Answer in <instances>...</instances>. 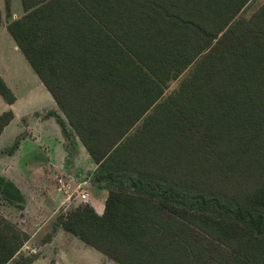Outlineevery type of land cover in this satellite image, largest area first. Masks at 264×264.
Returning a JSON list of instances; mask_svg holds the SVG:
<instances>
[{"label": "trees", "instance_id": "16d2710c", "mask_svg": "<svg viewBox=\"0 0 264 264\" xmlns=\"http://www.w3.org/2000/svg\"><path fill=\"white\" fill-rule=\"evenodd\" d=\"M250 1L21 0L7 30L107 189L102 214L70 207L44 243L61 228L118 264H264V4L242 16ZM0 96L15 101L1 76ZM0 194L23 208L4 176ZM29 239L0 216V264H32Z\"/></svg>", "mask_w": 264, "mask_h": 264}, {"label": "crops", "instance_id": "0c3cea01", "mask_svg": "<svg viewBox=\"0 0 264 264\" xmlns=\"http://www.w3.org/2000/svg\"><path fill=\"white\" fill-rule=\"evenodd\" d=\"M12 2L13 0H11L10 4L7 6L5 0H0V15L2 20V23L0 24V76L4 79L15 96V101L11 104L7 103L0 96V114L5 111L11 110L14 115L12 120L3 128L2 132L0 133V150L12 147L16 140L18 141V145L12 153H0V176H4L5 178L14 182V184L18 187V189L24 196L25 201L23 205L27 206L28 204L31 206L35 200L33 199V197H31L30 193H32V191H34V189L36 188L31 187L29 184L34 186V178L33 180H28L30 183H28L27 181L28 186L26 187V184H24L23 181L20 180L22 178H20L19 176H15L14 174L34 175L38 173H49L50 171V173H54L55 169L58 170L59 172L57 173H61V175L67 174L65 165H63V163L54 164V162H52L55 157L53 151H55V154H58L59 157L65 155V152L67 151L62 143L64 140V136L55 117H46V114L49 110L58 112L55 107V101L44 84L41 82L37 74L31 68L7 30L8 23L22 15L20 14L17 17L14 16L13 18H11V15H16L12 12V10H14L12 9ZM2 4L4 5L3 7ZM19 52L21 53V55ZM21 56L24 57L27 62L26 64L30 69L26 66L25 61ZM18 67H22V69L27 70L29 76L33 78L35 84L32 91L34 95L36 94L35 96L37 97L34 98L33 93L30 91L28 97L24 99L14 89L13 83H11L9 79V74H11L13 71L16 73L19 72ZM39 94L43 95V97L39 98ZM38 99H42V101ZM52 141H55L54 144L52 143ZM41 143H45V145L48 144L46 145L48 147L44 149L41 146ZM28 146L30 147V152L36 151V148L43 150L46 159L43 160V162L40 160H35V155L33 157V154L37 151L32 152V154L30 153L29 157H27V154L29 152L25 153L24 149ZM51 149L54 150L51 151ZM24 158H26L25 161ZM63 179L70 182L72 180H67V178H62V180ZM59 189L60 191L62 190L64 192V195H62V201H60L61 203L58 204V207H60L61 204L63 207L69 205L71 199L69 197L73 188L62 189L61 186L59 187ZM83 191L85 190L83 189ZM87 193L88 200L86 202H88L98 214H102L104 211V203L107 197V191L102 202L98 199L93 200V197L90 196V193ZM52 217L53 215L43 216L41 214H37L33 218L34 221H42V224H40V226L32 234L26 232L29 235L30 240L34 239L38 234H40L41 228H43L52 219ZM44 232L45 231L43 230L41 235H43ZM71 236L73 235L60 228L55 234H53L50 241L42 244L39 249L41 251V254L36 255V258L34 259L32 264H47L46 259L49 251L52 254L53 252L57 253V257L53 259L56 262L52 264H62L65 259L66 261H68V259L69 261H71L72 258H70V255H72L74 252L80 253L85 259L84 262H80L79 264H109L110 261L114 262L99 250L85 244L78 237L73 236L79 239L85 245H81ZM63 239H65V241ZM57 243L59 245L56 248L53 245ZM60 243L62 244L60 245ZM89 248H92V250ZM33 250V254L37 252V248ZM86 252H88L87 254L90 258L86 256Z\"/></svg>", "mask_w": 264, "mask_h": 264}, {"label": "rangeland", "instance_id": "374dc122", "mask_svg": "<svg viewBox=\"0 0 264 264\" xmlns=\"http://www.w3.org/2000/svg\"><path fill=\"white\" fill-rule=\"evenodd\" d=\"M11 2V0H10ZM12 12L15 13L16 15H11V18H13L14 16L17 17L18 15L22 14V5H21V0H13L12 2ZM262 4H264V0H251L250 3L244 8V10L241 12L242 16L245 17H249L257 8H259ZM4 5L2 4V7ZM12 13V14H13ZM9 51V50H8ZM11 52V51H10ZM20 53V52H19ZM11 54V53H9ZM21 55V53H20ZM23 59L24 57L21 56ZM25 64L27 63L26 60L24 59ZM3 64V63H2ZM26 66L29 68V66L26 64ZM19 68V72H12L11 74H9V79L11 81V83H13V87L14 89L17 91V93L23 97L24 99H26L28 97V95L30 94V91L33 93V89H34V80L32 77L29 76V73L27 72V70L22 69V67H18ZM30 69V68H29ZM185 76V73H183L180 78L178 80L175 81H171L168 83V86L165 88V92L163 97L161 98V100L163 98H165L168 94H170L177 86L179 83V80L181 78H183ZM45 89V88H43ZM36 95V94H35ZM33 93V97H37L35 96ZM39 98H42L43 95H38ZM40 101H42V99H38ZM21 104V103H20ZM19 104V105H20ZM55 107L56 110L58 111L57 113L64 119V121L66 122V118L64 116V114L61 112V110L59 109V107L57 106V104L55 103ZM27 106V105H26ZM46 117H48V115H46ZM67 130L69 133L72 132L71 127H69L67 125ZM70 138V139H69ZM66 138L64 137L63 140V145L66 149L67 152H65V155H62L61 157H59V155L55 154L54 152V159L52 162L55 163H63V165H65L66 168V173L67 174H62L61 173H57L59 172L58 170H54V173H44V174H14L15 176H19L20 180L23 181L24 184L27 185V181L29 179L34 178V186H32L31 184H29L31 187H35L36 189H34V191H32V193H30L31 197H33V199L35 200L34 203L30 206L27 204V206L23 205V208H19L17 205V203L15 201H11L7 198H5L4 196H2L0 194V216L4 217L5 219H7L8 221L12 222L13 224H15L18 228L22 229L23 231L32 234L34 231H36V229L40 226V224H42V221H34V217L37 214H41L43 216H47V215H53L52 219L55 218V216H57L59 213H61L62 211H65L66 209L70 208V207H74L77 206L79 204H86L88 202L86 201H82L80 200L78 197L75 196V194H73L72 196H70V204L67 206H61L58 207V204L61 203L60 201H62V195H64V192L60 189L59 187H61V183H59V177L63 176L62 178H67L68 179H72L71 182L70 181H65V179H63L64 183H69L71 185V189L75 188L77 186L78 183L83 182V180L86 181V183L84 185H82V189H84L85 191L90 193V196L93 197L94 199H98L99 201L102 202V200L105 197V193L107 191V189L105 187H103V185L98 184L95 182L94 177H95V169H96V164L93 162V160L90 158V156H88V153L85 149V147L83 146V144L81 143V141L78 139L77 136L74 135L73 133V138L69 137ZM71 139H74V141H72ZM55 141H52V143L54 144ZM48 145V144H46ZM45 143L42 144L41 146L46 149ZM13 146V145H12ZM30 147H26L24 149L25 153L27 154V157H29L30 153L32 154V152H36L33 154V157L35 155V160H40L43 162V160L46 159L45 153L43 150L37 149L36 151H32L30 152ZM9 148H4L2 150H0V153H5ZM29 149V150H28ZM54 149H51V151ZM52 152V153H53ZM26 160V158H24V161ZM28 183H30L28 181ZM104 183V182H103ZM58 189V190H57ZM62 189H64V187H62ZM31 191V190H30ZM60 191V192H59ZM65 203V202H63ZM39 219V218H38ZM41 219V218H40ZM45 231L43 235H41L42 231ZM50 231H52V220H50L43 228H41L40 230V234L37 235V237H35L34 239H29L28 241H26L24 243V245L22 246L21 250H20V254L25 255V256H32V255H38L41 254V251L39 250L40 247L42 246V244H44V238L45 235L48 234ZM41 235V236H40ZM75 241H78V243H80L81 245H85L83 244V242H81L79 239L71 236ZM65 241V239H63ZM62 243H60L61 245ZM58 243L54 244V247H58ZM65 245V243H64ZM88 247V246H86ZM37 248V252L33 254L32 251H34L33 249ZM92 250V248H89ZM36 251V250H35ZM81 251V250H80ZM95 251V250H93ZM88 252H86V256L88 258L89 255L87 254ZM98 253V252H97ZM84 254V253H82ZM56 252H53V254L49 251V254L47 255V264H52L55 263L56 261H54L53 259L56 258L57 256ZM101 255V254H100ZM70 258H72L71 261H63L62 264H79L80 262H84L85 259L82 257V255L80 253L74 252L72 255H70ZM52 259V261H51ZM109 264H117L115 262L110 261Z\"/></svg>", "mask_w": 264, "mask_h": 264}, {"label": "built area", "instance_id": "2783aa9c", "mask_svg": "<svg viewBox=\"0 0 264 264\" xmlns=\"http://www.w3.org/2000/svg\"><path fill=\"white\" fill-rule=\"evenodd\" d=\"M59 183H61L62 187L64 189H70L71 185L69 183H64L62 178L59 177ZM85 182L78 183L75 188L72 189V192L70 193V196L75 194L76 197H78L82 201H87L88 200V193L86 191H83L82 185H84Z\"/></svg>", "mask_w": 264, "mask_h": 264}, {"label": "flooded vegetation", "instance_id": "af4514ba", "mask_svg": "<svg viewBox=\"0 0 264 264\" xmlns=\"http://www.w3.org/2000/svg\"><path fill=\"white\" fill-rule=\"evenodd\" d=\"M83 182H85V183H86V181H85V180H83Z\"/></svg>", "mask_w": 264, "mask_h": 264}]
</instances>
